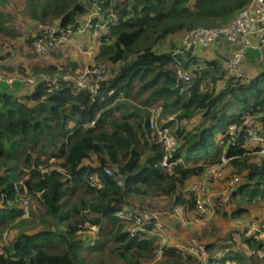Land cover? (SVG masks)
<instances>
[{"label":"trees","instance_id":"obj_1","mask_svg":"<svg viewBox=\"0 0 264 264\" xmlns=\"http://www.w3.org/2000/svg\"><path fill=\"white\" fill-rule=\"evenodd\" d=\"M9 1L0 0L3 60L6 44L18 51L16 44L30 45L38 23L75 27L95 3L119 19L97 39L96 61L108 65L97 95L78 91L75 78L52 92L42 79L35 91L20 81L0 82V243L5 242L0 264H150L160 235L133 236L132 221L117 213L150 211L160 200L171 210H194L197 196L187 183L220 165L224 154L238 155L228 164L233 172L223 179L240 177L233 198L264 200L263 148L252 161L244 147V126L236 144L227 143L231 124L245 114L264 113V69L252 76L250 66L256 64L247 56L246 78L230 75V51L223 41L211 47L219 48L218 57L203 58L202 66L192 67L197 61L190 52L175 54L188 32L231 23L250 0H25L31 18L26 27L14 26L12 14L2 10ZM55 55L58 61L66 57ZM50 61L36 57L32 68L14 72L62 77L78 68ZM180 66L192 67L190 81L175 78ZM155 108L161 109L159 129L167 128L178 144L167 158L170 168L162 164L168 152L150 127ZM115 167L126 176L124 185L108 173ZM23 193L32 200L27 218L19 200ZM259 218L262 223L264 215ZM156 220L149 229L156 230ZM38 225V231H27ZM95 226L98 233L88 241L82 234ZM246 241L264 250V239ZM204 246L215 252L209 264H253L236 242L222 246L223 255L215 251L216 241ZM163 250L155 264L202 263L176 244L166 243Z\"/></svg>","mask_w":264,"mask_h":264},{"label":"built area","instance_id":"obj_2","mask_svg":"<svg viewBox=\"0 0 264 264\" xmlns=\"http://www.w3.org/2000/svg\"><path fill=\"white\" fill-rule=\"evenodd\" d=\"M118 19L119 16L113 10L104 9L101 5L95 3L94 8L83 19V21L75 27L64 28L59 26L57 23L36 24L34 39L29 46L34 50L38 57L46 59L50 57L54 48H59L66 44L68 42V38L70 39L83 35L89 37L88 40L91 41L92 44L97 43L101 30H107L110 22L118 21ZM219 41L225 42L229 47L230 57L226 61V69L229 74L235 78H246L247 73L244 64L247 59L248 52L250 50L264 51V0H250L238 16L227 25L216 27H197L191 30L183 37L180 47L175 49V54H187L190 52L193 60L197 61V63L193 64L192 67L202 66L201 62L203 60L204 52L213 47L216 43H219ZM15 50L14 45H11L6 51L7 57L4 60L0 57V82L11 85L20 81L28 84L32 90L35 91L39 85L40 79H42L41 81L44 80L46 82L48 91L52 92L55 88H58L64 80L71 79L70 76L67 75L62 77L46 75L39 78L34 75L22 76L7 74L3 70V62L17 57ZM192 67L185 69L180 66L177 70L178 78L185 82L190 81L192 76ZM107 78L108 65L104 62H97L96 59H94L81 70L78 77L75 79V87L78 91H88L97 95ZM113 93L114 91H110L108 96H111ZM160 111V108L152 109L150 127L153 130H157L158 141L164 145L165 150L168 152L162 164L167 165L170 168L173 162L168 163L167 158L176 151L178 144L174 136L169 134L167 128L159 129L157 122L160 117ZM172 119L173 117L170 118V120ZM91 125H94V122H92ZM241 126L246 127L247 130L244 138V147L251 152L252 150L254 152H258L257 148L261 147L263 149L259 152L264 153V113L254 115L245 114L241 117L240 122L231 124L228 129L227 143L236 144ZM236 157H238V155L227 156L224 154L221 158L220 165L213 166L211 169L209 168L211 171L208 169V177L212 180L222 176L224 177V163L226 164L232 158ZM45 171H48V168L42 167V172ZM108 173L116 174V178L118 179L120 185L125 184L126 176L121 175L117 167L108 169ZM237 178L238 177H234L231 180L233 185L239 181ZM194 190L200 191V187L198 185H194L192 191ZM229 196L230 194L220 196L217 198V201L221 204H225L228 202V199L230 198ZM19 200H22V217H28L30 205L27 194L23 193ZM207 205L208 204L205 200H202L199 196H197L195 206L196 209L204 213ZM117 216L125 220H130L133 224H135L136 228H129V231L133 236L153 232L154 229L151 230L148 227V224L151 223L153 219H157L155 227L159 226L157 216L153 215L150 211L136 213L121 210L117 213ZM92 228L98 230L96 226ZM6 234L7 233L4 235V239L6 238ZM258 238L264 239V227L262 231L258 230ZM4 245L5 242L0 243V254L3 253ZM188 250L194 255H197L200 252L205 253L206 251L205 246L200 245L197 247L194 244L188 245Z\"/></svg>","mask_w":264,"mask_h":264},{"label":"rangeland","instance_id":"obj_3","mask_svg":"<svg viewBox=\"0 0 264 264\" xmlns=\"http://www.w3.org/2000/svg\"><path fill=\"white\" fill-rule=\"evenodd\" d=\"M2 10L12 14V24H14L16 27H26V25L30 23L31 18L25 14V12L28 10L27 2L25 0H10L7 5L2 6ZM85 17L86 16L82 18L81 22ZM85 40L86 37L84 38L83 35L77 36L75 38H68V42L66 44L59 48H54L50 54V62H59L60 64L62 62L66 64H69L70 62L75 63L78 68L66 75L70 76V78L76 79V76L83 69L82 66L84 63V56L89 52V47L85 46L87 45ZM21 42L19 43L21 44ZM11 45V43L6 44L3 50L7 51ZM16 46L20 48V51H18L15 47L17 54L16 56L27 57L30 59V63L25 64L24 61L16 59V61H14L12 64H7L5 62L3 70L9 75L29 76L25 74H19L14 71H18L25 67L26 69L32 68L33 64H35L34 61L38 56L29 45L25 47L23 44L20 46L16 44ZM77 49L79 51H77ZM56 52L61 53L66 57L63 58L61 56L62 58L60 61H58L57 56L55 55ZM204 57L205 56L203 55V58ZM8 68H10V70ZM251 71L252 69L250 70V73ZM260 153L263 154V152ZM251 160L258 161V152H254L252 150ZM53 161L54 159L50 160V162ZM228 164L229 162L226 164L224 163V177L222 176L212 180L208 177L209 170L211 169L210 168L203 176L192 178L187 183L188 187L190 189L192 188L191 190H193L194 185H198L200 187V191L194 190V193L199 196L200 199L207 202L208 205L206 206L204 213L200 212L196 208H194V210L184 211L180 208V206H175L173 210H171L170 206H167L164 200H160L158 206L150 209V212L157 216L159 220V226L155 227L156 231L153 232L154 234L160 235L161 238V245L157 249L156 258L150 264H155V262L158 263L162 259L164 254L163 246L166 243L176 244L180 250L190 254L192 257H199L198 259L200 262H202L201 264H209L208 259L211 254L205 251V253L200 252L197 254L199 256L194 255L188 250V245L194 244L198 247L200 245L204 246V244L213 241L218 242V246L215 251L219 255H223L225 254V251H227H224L222 246H230V244L236 242L241 248L240 250L243 251L247 258H249L250 255L252 256L251 259L253 264H264V250L260 251L257 248L255 249L254 247L249 246L246 241V237L249 236H254L258 240V230H263L264 219L262 223L259 222V215H264V200H258V197H256L251 202H249L247 199L241 198L240 195H237L233 198L232 190L235 187H233L234 185L231 183L232 179L227 182L223 180L233 172V168ZM237 179L240 180V177ZM228 194H230V198L228 199V202H230L228 204L225 203L226 205L222 206V204L217 201V198ZM27 198L29 205H31L32 200L30 196L27 195ZM239 207L241 209H239ZM146 211L149 212V210ZM235 213H237V215H234ZM41 228L42 226L38 225L33 228H28L27 231L35 232ZM129 228H136L135 224L130 223ZM91 231L92 232H86L82 234V236L88 241L93 240V238L98 233V230L95 228H92ZM242 234H244L246 237ZM184 264H192V261L185 262Z\"/></svg>","mask_w":264,"mask_h":264},{"label":"crops","instance_id":"obj_4","mask_svg":"<svg viewBox=\"0 0 264 264\" xmlns=\"http://www.w3.org/2000/svg\"><path fill=\"white\" fill-rule=\"evenodd\" d=\"M83 37L84 38L86 37L85 41H86L87 45H85V46L89 47V52L84 56V63H83L82 68H84L90 61L96 59V57L98 55V50H99V45L97 43H93L92 44V42L88 40L89 37H87V36H83ZM83 42H84V40H83ZM218 50H219V48H209L208 50H206L204 52V54H203L205 56L204 58H207V59L217 58L218 55L220 54V50L219 51ZM77 51H79V50L77 49ZM206 56H208V57H206ZM249 57L251 59H253V62H255V64H256V65H254V64L251 63V66H250V68L252 69L251 75L255 76V75H257L259 73V71L264 69V52H261L259 50H250L248 52V58ZM250 58H249V60H251ZM16 59L24 61L25 64L30 63V59L29 58H27V57H19V56L13 58L12 60L5 61V62L7 64H12L14 61H16ZM5 62H3V68L5 66ZM8 69H10V68H8Z\"/></svg>","mask_w":264,"mask_h":264},{"label":"water","instance_id":"obj_5","mask_svg":"<svg viewBox=\"0 0 264 264\" xmlns=\"http://www.w3.org/2000/svg\"><path fill=\"white\" fill-rule=\"evenodd\" d=\"M175 78L177 79L178 76H175ZM214 255H215V252H212L211 255H210V257H209V259H208V262L214 257Z\"/></svg>","mask_w":264,"mask_h":264}]
</instances>
